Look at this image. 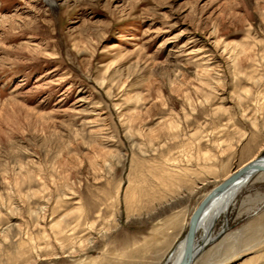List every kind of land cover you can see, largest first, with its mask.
Returning <instances> with one entry per match:
<instances>
[{
	"label": "rangeland",
	"instance_id": "1",
	"mask_svg": "<svg viewBox=\"0 0 264 264\" xmlns=\"http://www.w3.org/2000/svg\"><path fill=\"white\" fill-rule=\"evenodd\" d=\"M51 1L0 0V264H168L264 156V0ZM212 236L264 264V173Z\"/></svg>",
	"mask_w": 264,
	"mask_h": 264
},
{
	"label": "bare ground",
	"instance_id": "2",
	"mask_svg": "<svg viewBox=\"0 0 264 264\" xmlns=\"http://www.w3.org/2000/svg\"><path fill=\"white\" fill-rule=\"evenodd\" d=\"M46 2L48 4H51L52 1L46 0ZM3 23L11 26L13 24V21L4 20ZM254 162H259L261 165H264V156L260 158L254 157V159L246 162L238 170L228 175L221 183L230 179L234 174L239 172L243 167L251 163H254ZM259 173H254V174L249 173V174H246L238 178L234 184L228 186L226 189H224L223 191L218 193L216 196H214L211 199V201L208 203V205L205 207V209L203 210L198 220V225L196 228V235L197 234L200 235V240L202 242L201 244H199L198 242H194V253H193L194 260L198 259L197 257L202 253L203 249L207 246V244L209 245L215 240V238L212 236V231L220 219L226 218L229 207L233 204V201L238 195V193L240 192V190L244 188L246 184L250 180H252V178L256 176V174H259ZM226 226L227 225L223 226L221 233L225 230L224 227ZM220 234H218V236ZM185 252H186V243H185V238H184L181 242L178 243V245L174 248V250L168 255L166 263L180 264L185 256ZM194 260L192 261V263L194 262Z\"/></svg>",
	"mask_w": 264,
	"mask_h": 264
},
{
	"label": "water",
	"instance_id": "3",
	"mask_svg": "<svg viewBox=\"0 0 264 264\" xmlns=\"http://www.w3.org/2000/svg\"><path fill=\"white\" fill-rule=\"evenodd\" d=\"M264 173V165H261L259 162L251 163L245 167H243L239 172L234 174L230 179L224 181L220 185H218L216 188L211 190L207 196L202 200V202L198 205L194 213L192 214L189 225H188V231L185 236V243H186V252L185 256L180 264H192V261L194 260V242L196 239V228L198 225V220L205 209V207L208 205V203L211 201V199L216 196L218 193L226 189L228 186L234 184L236 180L246 174L249 173Z\"/></svg>",
	"mask_w": 264,
	"mask_h": 264
}]
</instances>
